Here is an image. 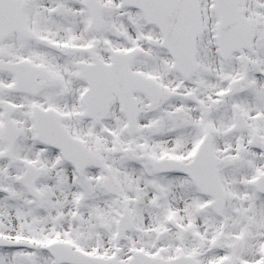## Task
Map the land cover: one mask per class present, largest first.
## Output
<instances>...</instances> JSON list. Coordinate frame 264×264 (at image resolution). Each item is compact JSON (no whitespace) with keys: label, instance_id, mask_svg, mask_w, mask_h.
I'll return each instance as SVG.
<instances>
[{"label":"snow or ice","instance_id":"snow-or-ice-1","mask_svg":"<svg viewBox=\"0 0 264 264\" xmlns=\"http://www.w3.org/2000/svg\"><path fill=\"white\" fill-rule=\"evenodd\" d=\"M0 264H264V0H0Z\"/></svg>","mask_w":264,"mask_h":264}]
</instances>
